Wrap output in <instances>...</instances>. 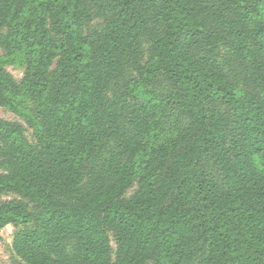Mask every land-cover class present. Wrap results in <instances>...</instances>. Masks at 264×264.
<instances>
[{"label": "trees", "instance_id": "trees-1", "mask_svg": "<svg viewBox=\"0 0 264 264\" xmlns=\"http://www.w3.org/2000/svg\"><path fill=\"white\" fill-rule=\"evenodd\" d=\"M0 107L13 264H264V0H0Z\"/></svg>", "mask_w": 264, "mask_h": 264}, {"label": "rangeland", "instance_id": "rangeland-1", "mask_svg": "<svg viewBox=\"0 0 264 264\" xmlns=\"http://www.w3.org/2000/svg\"><path fill=\"white\" fill-rule=\"evenodd\" d=\"M6 69L12 74V76L19 81L23 75V68L20 67H14V66H6ZM0 117L4 118L6 120H16L23 124L25 128V134L28 137L30 141H34V137L32 134V130L27 125V123L21 119L19 116L15 115L8 109L4 107H0ZM1 172V169H0ZM134 187L128 189L125 193V196H130V194L133 192ZM17 197L14 193H4L0 196V198H15ZM18 228L14 227L12 225L5 226L0 231V264H13L14 260H18L19 258L16 256L14 250H13V238L15 236V233L17 232ZM111 246L114 247L115 244L113 242V239H111L110 242Z\"/></svg>", "mask_w": 264, "mask_h": 264}]
</instances>
